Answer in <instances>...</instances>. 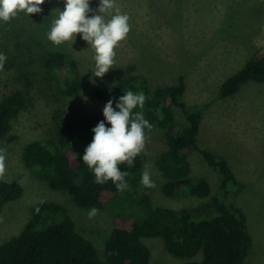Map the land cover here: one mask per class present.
Returning a JSON list of instances; mask_svg holds the SVG:
<instances>
[{
    "label": "rangeland",
    "instance_id": "374dc122",
    "mask_svg": "<svg viewBox=\"0 0 264 264\" xmlns=\"http://www.w3.org/2000/svg\"><path fill=\"white\" fill-rule=\"evenodd\" d=\"M64 3L49 0L48 16L41 23L23 12L9 22L0 20V54L7 57L0 71V99L15 89L23 90L28 98L13 121L12 140L1 145L7 149L3 179L20 183L22 194L0 211V243L22 229L37 202L54 201L66 208L76 228L102 254L114 226L113 212L107 207L89 217L90 210L75 203L71 190L52 189L39 171L23 166V148L29 141L51 135L57 109L63 110V118L102 114L105 104L94 96L98 85L109 88L125 77L139 75L152 93L176 84L182 76L184 101L188 106H202L200 145L226 159L236 178L231 201L252 238L245 264H264V82L248 80L231 96L219 94L221 83L264 46V0H115L116 7L129 16L130 31L114 49L113 68L102 79L93 75L95 51L80 34L72 45L48 40L52 20ZM98 4L99 0H90L93 10ZM56 50L77 61L81 87L73 96L61 94L56 79L43 67L44 56ZM173 110L177 122L186 121L182 110ZM145 136L143 172L147 167L155 183L146 189L152 204L180 208L203 201L186 189L177 197L163 194L165 178L156 160L167 148L165 129L155 125L145 130ZM188 159L190 176L206 178L212 194L218 192L219 173L196 151ZM145 241L154 264L186 261L170 253L160 238Z\"/></svg>",
    "mask_w": 264,
    "mask_h": 264
},
{
    "label": "trees",
    "instance_id": "16d2710c",
    "mask_svg": "<svg viewBox=\"0 0 264 264\" xmlns=\"http://www.w3.org/2000/svg\"><path fill=\"white\" fill-rule=\"evenodd\" d=\"M48 6L49 0H45L41 13L29 14L31 20L43 22L49 13ZM43 67L56 79L61 94L73 96L80 90L77 61L70 55L58 50L49 52L44 56ZM248 80L264 82V46L221 83L220 96L235 94ZM128 90L143 92L148 97L142 110L145 119L165 129L167 148L156 160L165 178L163 194L177 197L186 189L188 194L204 200L191 207L153 205L146 192L148 187L141 183L144 152L134 158L131 166L119 165L122 172L128 173L125 177L128 187L124 191H118L111 180L95 183L94 173L82 156L94 135L91 129L104 120L103 114L63 118V110L57 109L52 115L51 135L25 144L23 166L39 171L52 189L71 190L73 200L83 209L108 207L114 214V226L100 254L93 242L76 228L63 205L37 202L22 229L0 243V264H154L145 240L156 237L170 253L186 259L182 264H245L252 238L231 201L236 178L226 159L200 145L202 106H188L184 101L183 77L176 84L158 87L150 93L142 76H128L109 88L96 86L94 96L104 104L112 99L115 108L118 98ZM27 102L26 93L20 89L0 99V147L12 140L9 133L13 121ZM174 107L182 110L185 122L176 121ZM132 111L141 109L137 106ZM192 151L200 153L219 173L218 192L212 194L206 178L190 176L188 158ZM21 194L20 183L0 178V211L6 202L18 199Z\"/></svg>",
    "mask_w": 264,
    "mask_h": 264
},
{
    "label": "clouds",
    "instance_id": "9594fccd",
    "mask_svg": "<svg viewBox=\"0 0 264 264\" xmlns=\"http://www.w3.org/2000/svg\"><path fill=\"white\" fill-rule=\"evenodd\" d=\"M45 0H0V20L9 22L18 13L27 15L42 12L41 5ZM89 13H92L89 16ZM109 17L106 19L105 17ZM130 31L129 16L116 7L115 0H99L95 10L90 7V0H65L63 10L52 20L47 38L55 45L75 41L76 34L91 45L95 51L94 76H103L113 68L119 42L127 37ZM7 57L0 54V71L3 70ZM148 97L143 92H124L118 98L115 108L113 100L109 99L102 109L104 120L97 122L91 129L94 133L91 142L86 146L82 160L92 170L95 183L103 184L111 180L118 191L127 187L120 164L131 166L134 158L145 148V129L151 130L153 125L145 119L143 108ZM141 111L133 113L137 108ZM118 109V110H116ZM105 122L110 126L106 127ZM7 149L0 147V178L6 173ZM141 183L148 188H154L155 183L147 167L142 173ZM41 200L39 203H43ZM39 211V208L36 209ZM93 207L89 217L97 214Z\"/></svg>",
    "mask_w": 264,
    "mask_h": 264
}]
</instances>
